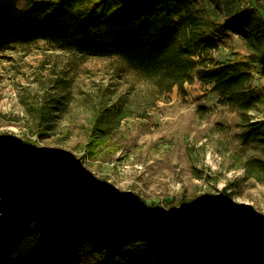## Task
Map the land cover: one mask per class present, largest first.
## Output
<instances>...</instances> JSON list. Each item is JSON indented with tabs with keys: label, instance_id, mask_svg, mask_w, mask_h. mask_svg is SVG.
I'll use <instances>...</instances> for the list:
<instances>
[{
	"label": "trees",
	"instance_id": "16d2710c",
	"mask_svg": "<svg viewBox=\"0 0 264 264\" xmlns=\"http://www.w3.org/2000/svg\"><path fill=\"white\" fill-rule=\"evenodd\" d=\"M248 52L218 63L226 34ZM44 40L81 55L116 56L158 95L196 78L223 105L242 111L264 97V0H0V50ZM244 143L264 140L249 123ZM91 143V142H90ZM264 172V161L249 162ZM75 165L29 143L0 137V264H264V222L227 223L194 214L177 220L138 196L96 192Z\"/></svg>",
	"mask_w": 264,
	"mask_h": 264
},
{
	"label": "rangeland",
	"instance_id": "374dc122",
	"mask_svg": "<svg viewBox=\"0 0 264 264\" xmlns=\"http://www.w3.org/2000/svg\"><path fill=\"white\" fill-rule=\"evenodd\" d=\"M29 1L18 0L19 8ZM212 55L224 63L248 52L226 34ZM251 70L249 88L264 97V78ZM257 121L264 101L247 111L223 105L196 78L183 93L173 87L158 95L116 56L44 40L0 50V137L62 155L91 190L138 196L177 220L202 213L264 222V172L249 165L264 161V140L241 139Z\"/></svg>",
	"mask_w": 264,
	"mask_h": 264
},
{
	"label": "crops",
	"instance_id": "0c3cea01",
	"mask_svg": "<svg viewBox=\"0 0 264 264\" xmlns=\"http://www.w3.org/2000/svg\"><path fill=\"white\" fill-rule=\"evenodd\" d=\"M228 35L230 36V35H232V34L228 33Z\"/></svg>",
	"mask_w": 264,
	"mask_h": 264
}]
</instances>
